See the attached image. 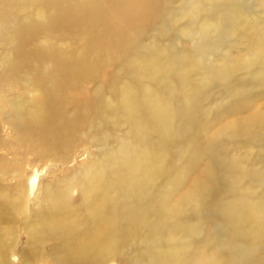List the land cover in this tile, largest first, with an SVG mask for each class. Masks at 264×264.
Instances as JSON below:
<instances>
[{"label":"rangeland","instance_id":"obj_1","mask_svg":"<svg viewBox=\"0 0 264 264\" xmlns=\"http://www.w3.org/2000/svg\"><path fill=\"white\" fill-rule=\"evenodd\" d=\"M101 2L38 60L0 40V264H264V0Z\"/></svg>","mask_w":264,"mask_h":264},{"label":"bare ground","instance_id":"obj_2","mask_svg":"<svg viewBox=\"0 0 264 264\" xmlns=\"http://www.w3.org/2000/svg\"><path fill=\"white\" fill-rule=\"evenodd\" d=\"M13 1L14 0H0V8H3V11L0 15V40H2L3 35H5L3 40H6L10 43H14V52L15 54H17V56H20L21 58H25L26 55L35 58L36 60L44 57V53L40 49H38V47H36L40 35H44L49 31L52 32L58 30L61 32L62 35H66V30L69 29L70 23L77 26L86 25L90 28H93L98 21L105 22L106 19H108L105 9L102 8L103 4L101 0H92L91 5V0H69L67 3H64L62 5L56 4V2L54 4H51V1L47 0L45 4L50 7V10L46 12L45 15H43L45 22L29 23L23 21L22 18H20V16H18L14 12H8V10L11 9L13 5ZM104 1L105 3L108 2V4L114 5V7H118L119 10H122L121 8L127 6L129 7V5L127 4V0ZM146 2L147 0H137L138 4H133L132 6H130V9H139V7H141V5L145 4ZM78 11H85V13L81 18L75 19L76 22L73 23V19L71 17ZM8 24L12 25L9 29H7ZM110 42L112 44L111 47L116 48L117 44L115 45V41ZM106 45L107 43L105 44V46ZM98 54L99 53H97V55ZM94 55L95 57H92L90 54V56L93 58L91 62L95 61L97 55L96 53H94ZM85 57H89V54H86V52L83 53L81 58L82 60H76L73 64L63 63L62 65H59L58 67L61 68V75H59L57 78L58 83L65 84L67 83L72 73L80 72L81 65L83 64L81 63V61L83 62V59H85ZM60 96H63V91H59V94H48L46 101L42 104L43 109H41V114L43 115L42 125L41 127H38L37 129L33 128L32 130L33 132L40 130L41 132H46V136L44 135L42 139L39 140L42 141L40 142L41 144L48 146L50 149L52 146V142L49 140V135H47V133H50V131L55 128V121L53 118L55 114L54 106L56 104V99H58V97ZM129 102L131 104L130 108L134 109V101L130 100ZM68 130L69 128L67 127V131ZM40 136H42L41 133L39 135V138H41ZM4 218L5 211L2 209V207H0V224L3 223ZM230 244L231 251L234 252V246L232 245V243ZM2 255L4 254L2 253ZM0 259L2 260L3 258L0 256Z\"/></svg>","mask_w":264,"mask_h":264}]
</instances>
